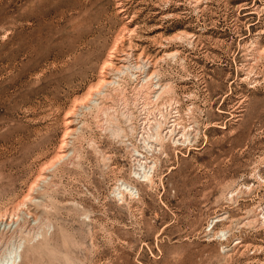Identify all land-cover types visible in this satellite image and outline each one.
Here are the masks:
<instances>
[{
    "label": "rangeland",
    "instance_id": "obj_1",
    "mask_svg": "<svg viewBox=\"0 0 264 264\" xmlns=\"http://www.w3.org/2000/svg\"><path fill=\"white\" fill-rule=\"evenodd\" d=\"M20 241L264 264V0H0V256Z\"/></svg>",
    "mask_w": 264,
    "mask_h": 264
},
{
    "label": "bare ground",
    "instance_id": "obj_2",
    "mask_svg": "<svg viewBox=\"0 0 264 264\" xmlns=\"http://www.w3.org/2000/svg\"><path fill=\"white\" fill-rule=\"evenodd\" d=\"M137 162H138V167H139L138 170H140L142 168L147 172L148 171L147 168L150 169V167H151L150 165L147 166L144 162L141 161V159H138ZM145 176H147V173L145 174ZM127 187L129 188V190L133 191L132 187H129V186H127ZM9 243H10V241H9ZM22 243H23L22 241H20L19 243H16V244L13 243L10 248L8 247L9 244L7 246L5 245L7 248L3 251V253H2L3 256H0L1 257L0 258L1 259L0 264H15L19 254H20V251H21L20 248L22 246Z\"/></svg>",
    "mask_w": 264,
    "mask_h": 264
}]
</instances>
